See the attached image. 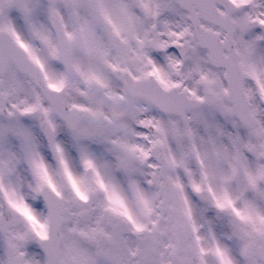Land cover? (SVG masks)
<instances>
[{
  "label": "snow or ice",
  "instance_id": "obj_1",
  "mask_svg": "<svg viewBox=\"0 0 264 264\" xmlns=\"http://www.w3.org/2000/svg\"><path fill=\"white\" fill-rule=\"evenodd\" d=\"M0 264H264V0H0Z\"/></svg>",
  "mask_w": 264,
  "mask_h": 264
}]
</instances>
